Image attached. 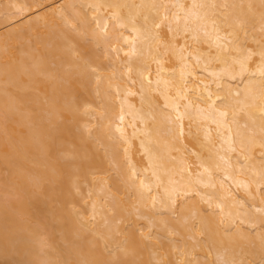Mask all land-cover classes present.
I'll return each mask as SVG.
<instances>
[{
  "label": "bare ground",
  "instance_id": "obj_1",
  "mask_svg": "<svg viewBox=\"0 0 264 264\" xmlns=\"http://www.w3.org/2000/svg\"><path fill=\"white\" fill-rule=\"evenodd\" d=\"M262 52L264 0H0V264H264Z\"/></svg>",
  "mask_w": 264,
  "mask_h": 264
},
{
  "label": "snow or ice",
  "instance_id": "obj_2",
  "mask_svg": "<svg viewBox=\"0 0 264 264\" xmlns=\"http://www.w3.org/2000/svg\"><path fill=\"white\" fill-rule=\"evenodd\" d=\"M161 28V24L160 23H154V29L159 30ZM155 38L157 39L158 42L160 43H164V40L166 39V35L164 37H161L159 35V33L157 32ZM261 58L264 59V52L261 53ZM87 105H85V110H87ZM68 159L71 160L73 159L72 156H68ZM123 255L124 256H130V255H134V250H129V249H125L123 250ZM101 264H138V262L136 261H127L124 260L122 258H115V259H111L108 261H104L101 262ZM222 264H228V262H222Z\"/></svg>",
  "mask_w": 264,
  "mask_h": 264
}]
</instances>
